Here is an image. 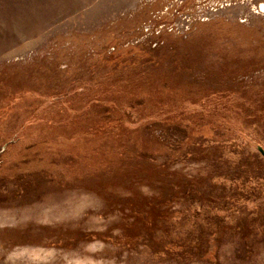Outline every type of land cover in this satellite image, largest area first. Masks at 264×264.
<instances>
[{"label":"rangeland","instance_id":"obj_1","mask_svg":"<svg viewBox=\"0 0 264 264\" xmlns=\"http://www.w3.org/2000/svg\"><path fill=\"white\" fill-rule=\"evenodd\" d=\"M263 90L264 0H0V264H264ZM196 202L210 260L116 243Z\"/></svg>","mask_w":264,"mask_h":264},{"label":"trees","instance_id":"obj_2","mask_svg":"<svg viewBox=\"0 0 264 264\" xmlns=\"http://www.w3.org/2000/svg\"><path fill=\"white\" fill-rule=\"evenodd\" d=\"M225 73V70L223 69L221 74ZM233 91V90H232ZM242 91V90H241ZM233 93V92H232ZM231 93V94H232ZM245 94H248L247 92H244ZM244 93L242 92L241 96L239 97L243 102H248L250 100L249 97L245 96ZM261 95L264 96V90L260 92ZM227 99L221 98V100H218V104L222 105L224 101H227L228 99L231 101H234V98L232 95L228 94ZM204 103V102H203ZM214 104V103H213ZM212 105V104H211ZM20 133L24 130L23 128L20 129ZM250 134L241 133L239 135L243 136V139L248 140L251 142L253 139L254 141L257 139L258 142L262 143L264 145V137L261 136L259 132H253L255 137L253 136V133L250 132ZM251 139H249V138ZM229 142V141H228ZM228 142H222L221 144L224 145L225 147V152L226 156L229 157V160L233 157H238V156H244L248 155L247 149H243L240 146H237L234 144V146H229ZM252 143V142H251ZM247 150V151H245ZM250 152V151H249ZM118 153V151L116 152ZM251 159H255V156L251 157ZM262 158H264L262 156ZM148 161H154L151 160ZM257 160V159H256ZM145 161V160H144ZM144 161L140 163L137 162L136 164L131 162H126L120 165L119 170L123 173L121 176L118 177V181H126L127 179L129 180L130 174L134 172L136 168H145L144 167ZM261 166V164H259ZM142 166V167H140ZM118 168L115 169V172L117 171ZM216 176V179L219 181H223V185L227 188H225V192L227 193L228 191L233 192L228 193L229 197L226 198L229 203L226 204L225 210L229 207L230 209L234 208L235 210H241L245 206L248 207L246 210H253V205L255 203L256 196L252 195L249 193L248 196H244L243 193L240 194L239 191L244 192L246 186L248 185V181L241 177H236L232 179H226L222 174L221 171L220 173L218 172ZM257 179V178H256ZM254 192V191H253ZM227 195V194H226ZM228 196V195H227ZM205 199V198H203ZM184 205V204H183ZM229 205V206H228ZM204 206L196 202V204H191L189 207H184L182 206L181 209L176 210V211H170V210H165V211H160L159 215L153 211L146 210L144 212H140L137 210L138 217L144 222L143 226L137 230L135 233H130L126 229H124L126 232L121 233L120 239H117L116 243L119 244L120 247H128L127 249H130V247L133 249L135 245V242L138 240L142 239L143 243L146 244L145 248H148V251H151L155 253L156 256L162 255L164 257H168L169 255L171 256H176V257H189L193 258L194 255L198 254L201 256L202 259L207 260L210 258V254L208 252L203 251L202 246H203V240H207V237L204 236L205 234L207 235V232L201 231L202 228L200 227L199 221L205 220L206 222L209 220L210 225L209 228L213 229L214 231L210 232V236L214 235L215 232L217 231L216 229H222L227 227V223L223 221H218L211 213L215 210H210L211 212L208 213V210H203ZM217 208V207H216ZM155 209L154 207L150 208ZM157 210V209H156ZM134 211V210H133ZM159 211V210H158ZM212 216V217H211ZM221 216V214L217 215L216 217ZM159 219V222L156 223L155 219ZM196 220L198 221L196 223ZM128 226V224H127ZM208 229V228H207ZM206 229V230H207ZM129 230V229H128ZM200 231L199 233L197 231ZM204 236V237H203ZM122 237V238H121ZM145 240V241H144ZM133 242V246H131V243ZM125 249V248H121ZM214 252V251H213ZM212 253V252H211ZM210 260V259H209Z\"/></svg>","mask_w":264,"mask_h":264},{"label":"water","instance_id":"obj_3","mask_svg":"<svg viewBox=\"0 0 264 264\" xmlns=\"http://www.w3.org/2000/svg\"><path fill=\"white\" fill-rule=\"evenodd\" d=\"M258 149H259L258 151H260V153L264 156V147L259 145Z\"/></svg>","mask_w":264,"mask_h":264},{"label":"flooded vegetation","instance_id":"obj_4","mask_svg":"<svg viewBox=\"0 0 264 264\" xmlns=\"http://www.w3.org/2000/svg\"><path fill=\"white\" fill-rule=\"evenodd\" d=\"M258 146H259V145H258ZM261 146H262V145H261ZM257 148H258V147H257ZM258 150H259V149H258ZM258 150H257V151H258ZM259 152H260V151H259ZM260 154H261V153H260ZM261 155H262V154H261ZM262 156H263V155H262ZM263 157H264V156H263Z\"/></svg>","mask_w":264,"mask_h":264}]
</instances>
